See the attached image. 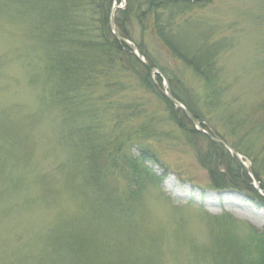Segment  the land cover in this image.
Returning a JSON list of instances; mask_svg holds the SVG:
<instances>
[{"label": "rangeland", "instance_id": "rangeland-1", "mask_svg": "<svg viewBox=\"0 0 264 264\" xmlns=\"http://www.w3.org/2000/svg\"><path fill=\"white\" fill-rule=\"evenodd\" d=\"M30 2L0 0V264H55L74 235L80 245L72 264L256 259L264 251V0H210L188 12L182 34L191 47L206 44L215 91L152 35L141 38L157 71L148 72L151 89L138 65L123 83L128 89L111 93L135 114L113 134L122 146L109 140L107 122L96 132L107 150L100 144L91 165L75 123L48 98L41 48L29 32L38 19ZM113 3L123 9L126 0ZM167 84L185 96L199 126L173 104L180 111L172 115ZM127 136L156 161L135 160Z\"/></svg>", "mask_w": 264, "mask_h": 264}, {"label": "trees", "instance_id": "trees-1", "mask_svg": "<svg viewBox=\"0 0 264 264\" xmlns=\"http://www.w3.org/2000/svg\"><path fill=\"white\" fill-rule=\"evenodd\" d=\"M208 2L210 0H126L124 8H117L114 13L115 29L122 38L131 42L136 41L132 35L137 30L139 41L133 43L150 66H154L153 61L141 38L152 35L177 62L191 68L210 91H215L213 88L216 72L214 66L206 59L211 57L209 51L208 56L205 51L206 44L191 47L182 34V29L190 23L188 12ZM112 6L113 0H31L29 4L30 12L38 17L35 22H31L29 32L41 48L48 98L65 122L75 123L73 134L82 139L86 154L84 162L87 160L90 165V158L94 151L100 150V144L107 150L106 140L104 137L101 139L96 132L107 122L108 133L111 134L109 140H113L111 143L117 147L122 146L113 134L135 114L126 103L116 106V102L111 98L112 94L128 89L123 88V83L130 79L131 72H134L138 65L143 68L142 84L146 89L151 86L146 67H143L129 47L116 39L109 29ZM126 84L127 87L130 86L129 82ZM171 93L198 119L179 89L172 86ZM165 102L172 115L179 113L180 110L166 97ZM116 108L121 111L117 112ZM181 118L180 124H187L188 120L183 113ZM144 130L142 128V131ZM133 140L132 136H127L123 144L126 143L125 146L129 150L136 148L137 155H133L135 160H148L150 163L156 161L146 147L138 146V142ZM123 153L124 158L127 157L128 152ZM238 167H241L239 163ZM246 180L245 183L251 190L245 184L242 189H248L257 201L262 200L257 191L249 185L248 179ZM218 184L213 185L222 189L223 186ZM77 238L74 235L72 243H68L69 247L66 244L63 252L53 259L55 264H72L73 260L78 261L79 242L75 240ZM53 239L56 246L59 245V237ZM256 252V259L248 261L249 264H264V251Z\"/></svg>", "mask_w": 264, "mask_h": 264}, {"label": "water", "instance_id": "water-1", "mask_svg": "<svg viewBox=\"0 0 264 264\" xmlns=\"http://www.w3.org/2000/svg\"><path fill=\"white\" fill-rule=\"evenodd\" d=\"M115 6L112 7L111 11H110V15H109V29L112 31V33L114 34L115 38L118 39L119 41H121L122 43L126 44L129 49L132 51V53L136 56V58L146 67V69L148 70V72L150 74L153 73H157L156 69L154 67H150L148 66V64H146V62L144 61L143 57L141 56V54L139 53V51L137 50L136 46L133 45L132 43H130L129 41H127L126 39L122 38L115 29V25H114V10H115ZM166 98L168 99V101L173 104L175 107L179 108L180 110H182V112L188 117V119L192 122L193 125L195 126H199L200 122L195 119L191 113L179 102L177 101L173 96L172 93L170 91V87L167 84V88H166V92L164 93ZM211 139L215 140L216 142L220 143L221 145H223L224 147H226L229 151H231L232 155H234L236 158H239V155L236 153V151H234L228 144H226L224 141L220 140L219 138H214L211 137ZM241 162V161H240ZM242 163V162H241ZM243 165V164H242ZM245 170L249 173V175L253 178L252 172L247 169L245 167ZM253 180L255 181V179L253 178ZM257 185V182H255Z\"/></svg>", "mask_w": 264, "mask_h": 264}, {"label": "bare ground", "instance_id": "bare-ground-1", "mask_svg": "<svg viewBox=\"0 0 264 264\" xmlns=\"http://www.w3.org/2000/svg\"><path fill=\"white\" fill-rule=\"evenodd\" d=\"M144 59V58H143Z\"/></svg>", "mask_w": 264, "mask_h": 264}]
</instances>
